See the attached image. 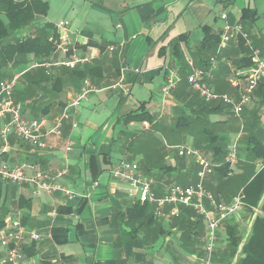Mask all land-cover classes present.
Listing matches in <instances>:
<instances>
[{"label": "crops", "instance_id": "crops-1", "mask_svg": "<svg viewBox=\"0 0 264 264\" xmlns=\"http://www.w3.org/2000/svg\"><path fill=\"white\" fill-rule=\"evenodd\" d=\"M83 1L88 5L83 18L75 9L70 20L53 22L48 11L47 15L38 16L36 23L41 27L53 24L57 42L81 45L82 48L77 46L79 54L95 55L93 63L82 67L86 73L80 75L60 66L45 65L52 80L44 84L43 97L27 101L19 100V93L25 89L19 79L34 66V58L13 69L7 79L18 77L13 97L22 103L23 116L30 121L45 117L48 129L81 92L85 80L92 89L88 99L70 113L60 135L44 138L45 149L12 131L7 133L5 147L2 130L8 119H0L1 161L9 166L40 165L57 185L75 196L69 197L61 190L48 194L30 184L19 186L0 180V223L5 224L15 215L21 217L25 230L22 252L32 264H202L210 233L197 211L181 205L177 212L167 204L157 214L155 205L142 203L129 182L116 176L112 169L122 162L137 164L140 175L154 180V193L161 198L173 185L197 182L200 167L191 150L203 154V146L209 149L203 155L209 156L216 167L227 162L231 151L227 148L232 142L228 134L209 136L206 131L196 137L188 133L184 143L171 144L166 150L157 144V129L167 132L170 123L183 127L186 122L181 118L182 112H190L196 119L202 113L209 115L207 106L221 104L213 100L203 106L185 79L201 68L198 49L206 36L219 35L226 25L240 26L252 39L253 48L264 57V0H243L242 6L238 0ZM244 9L251 10L245 26L241 23ZM223 14L227 15L226 20L222 19ZM28 33L23 30L19 36ZM181 36L184 37L180 39ZM90 42L105 45L107 50L102 52L98 46L88 45ZM175 43L179 44L181 56L176 54ZM110 47L115 48L113 52ZM216 50V54L206 53L207 59L217 60L207 83L217 94L238 98L241 92L232 87L230 79L235 72L240 77L249 72L253 66L251 48L238 36L231 49ZM63 57L56 50L51 61ZM242 59H249L251 64L244 66ZM134 69L140 72L135 73ZM169 69L180 80L165 97L162 89ZM36 88L37 93L41 91ZM253 101L250 111L258 106L255 93L248 106ZM223 106L225 109L211 113L222 115L219 123L228 122L230 116L240 117L246 110L245 107L238 116L232 106ZM263 112L264 108L259 119L250 113L246 117L250 126L245 131L242 150L237 151L238 164L230 165L228 177L235 179L230 188L222 189L226 178L216 172L205 180V189L217 202L230 204L242 190L238 175L244 172L240 164L246 159V140L255 128L264 140ZM132 114L142 117L128 121ZM74 122L77 127H73ZM67 146L71 148L68 152L64 151ZM216 151L218 156L225 153L223 162L214 161ZM262 167L259 162L256 170ZM61 169L67 173L58 178ZM27 174L33 175V169L29 168ZM202 204L208 212H214L207 199ZM256 215L257 211L252 214L244 206L221 223L211 264H223L222 251L228 245L226 223L247 236ZM32 232L38 233L37 241L32 240Z\"/></svg>", "mask_w": 264, "mask_h": 264}, {"label": "built area", "instance_id": "built-area-1", "mask_svg": "<svg viewBox=\"0 0 264 264\" xmlns=\"http://www.w3.org/2000/svg\"><path fill=\"white\" fill-rule=\"evenodd\" d=\"M14 2H21L23 0H12ZM222 19L226 20L227 15L223 14ZM64 25V23H62ZM68 23H66V26ZM234 30V31H233ZM242 37L245 44L251 48V59L253 66L246 74L245 77H240L236 72L230 79V84L233 88L240 90L238 98H232L228 95H220L207 83L213 67L217 62L216 58L211 59V68L209 69H196L187 77L189 84L192 88L207 102L213 100H222L224 104L232 106L236 115H241L253 100V95L264 78V57L261 56L259 49L253 48L252 39L249 35L242 31L240 26L231 27L226 25L221 34L219 42V52L232 48L233 40ZM114 47H110L109 51L113 52ZM57 51L64 54V57L45 65L64 66L74 69L78 65L85 66L91 64L95 60L93 54H79L77 45L74 43H59L57 42ZM72 52V53H71ZM71 53V55H70ZM43 64H35L34 66H41ZM33 66V67H34ZM125 73V69L122 70ZM135 73H139V69H134ZM18 77L10 80L0 82V119H8L2 130V137L5 147L8 146L7 133L12 131L18 137L31 142L40 149H45L47 143L45 137L47 135H60L63 127V122L69 119L70 113L78 109V106L88 99L92 91L87 80L84 81L81 92L75 99L66 105L62 113L56 117L55 125L48 129V120L43 117L40 120L30 121L23 116V105L14 99L13 95L17 86ZM179 76L174 70H168L165 84L162 93L165 97L170 96L172 90L176 87ZM73 127H77L74 122ZM71 148L67 146L64 151H70ZM191 152L195 155L200 169L197 172V182L189 186L173 185L168 190L164 197H157L154 193V180L139 174V166L130 162H122L120 165L115 166L113 173L129 182L133 193L140 195L142 203H151L156 207V213L159 214L165 205H173L175 211L179 212L180 206L193 207L202 219L207 222L209 230V239L205 249V259L202 264H211L213 255L216 250L217 231L221 223L234 215L244 207L242 198L243 193L240 191L234 198L233 202L226 204L224 202H217L214 195L205 189V179L215 172L216 165L209 156L203 155L199 150L193 149ZM239 162L237 150H231L227 156V163L230 165H237ZM31 168L34 174L29 176L28 169ZM67 173L66 169H61L57 177H63ZM0 180L9 182L19 186L33 185L40 191L52 194L56 190L63 191L67 196L74 197L75 194L59 186L54 182L47 173H45L40 165H15L9 166L0 159ZM207 199L211 204L214 212H208L202 202ZM197 200V202H194ZM25 238V230L22 225V219L19 215L12 216L0 228V264H32L29 262L22 252L23 240ZM31 238L34 241L39 239L37 232L31 233Z\"/></svg>", "mask_w": 264, "mask_h": 264}, {"label": "trees", "instance_id": "trees-1", "mask_svg": "<svg viewBox=\"0 0 264 264\" xmlns=\"http://www.w3.org/2000/svg\"><path fill=\"white\" fill-rule=\"evenodd\" d=\"M49 8V3L44 0H23L21 2L0 0V82L10 77L13 69L24 63L31 62L32 57L36 61L34 65L43 64L31 67L19 79L20 83L25 86L24 92L19 93V100H32L39 95L43 97L44 90H46L43 87L44 84L52 80V76L48 69L45 68V64L51 63V59L56 53L55 27L51 23H47L43 27L36 23L37 17L47 15ZM250 13L251 10L244 9L241 18L242 25H247L251 16ZM23 30H29V33L19 36ZM220 34H209L202 41L198 49L199 59H197L202 69H209L211 59H207L206 53L209 55L216 54V49L220 42ZM183 37L181 36L180 39ZM88 45L98 46L102 52L107 50L105 45L91 42ZM77 46L83 47L81 45ZM173 46L176 49L177 56H181L179 44L175 43ZM246 61L247 59L241 60V62L245 63L244 66L251 64L249 59ZM60 67L71 70L74 73H80V75L86 73L82 69V65H78L74 69L64 66ZM185 79L189 84L188 79ZM37 86L41 90L38 93L36 90ZM255 95L258 106L250 115L259 119L264 108V81L257 87ZM223 105L227 106L223 102L212 106L206 105V110L209 114L215 113L218 110L225 109ZM140 117L142 115L132 114L127 120L133 121ZM245 145L246 159L240 164L244 172L238 175L243 182L241 187L243 193L242 201L248 212L253 214L257 211V215L247 236H244V233L235 225L226 223L228 245L222 251L223 264H264V140L257 133L252 132L249 134ZM225 153L218 156L219 154L216 151L214 153V161L223 162ZM259 162H261L263 167L257 171L256 167ZM215 172L221 175L222 179L226 178L222 189L225 191L230 188L231 182L235 180L232 179L233 177H228L230 164L223 162L220 167H215ZM3 224L0 223V228Z\"/></svg>", "mask_w": 264, "mask_h": 264}, {"label": "rangeland", "instance_id": "rangeland-1", "mask_svg": "<svg viewBox=\"0 0 264 264\" xmlns=\"http://www.w3.org/2000/svg\"><path fill=\"white\" fill-rule=\"evenodd\" d=\"M44 1L49 2L50 9H49L48 17L53 22H60V20H66V19L70 20V18H73L72 14L74 13L75 9H78V14L79 13L82 14L81 18H83L86 14V8L88 6V5L85 6L83 0H44ZM237 2L238 4L241 5V2H243V0H238ZM197 99L203 106L206 105L207 101H205L199 94H197ZM219 101L223 102L220 99ZM253 106H254V101L250 106L246 107L244 114H242L240 117L230 116L228 122L225 123L224 122L219 123V120L222 118L221 114L205 115L204 113H202L199 115V117L194 119V117L191 115L190 112H182L181 118L183 117V120L186 122V125L177 128L174 124L170 123V127L168 128L167 132L158 128L157 133L159 140L157 144L161 145L162 148L168 150L171 144L174 145V144L184 143L183 141L186 140L188 133L195 134L196 137H198L201 136V133L208 131L209 136L221 137L224 134L230 135L232 142L230 143V146L226 148L228 150L236 149L237 151L240 152L243 148L242 144L245 143L244 141L245 131L247 132L250 126V121L246 120V117L248 113L252 112L250 110ZM255 133L259 134V130H257V128H255ZM169 136L170 137L172 136L173 138L170 139ZM221 146H223V144H221ZM208 150L209 149H207L204 146L201 149V151H203V154H206V151ZM224 151L226 152L227 150Z\"/></svg>", "mask_w": 264, "mask_h": 264}]
</instances>
